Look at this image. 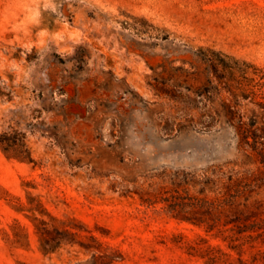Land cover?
<instances>
[{
  "label": "rangeland",
  "instance_id": "obj_1",
  "mask_svg": "<svg viewBox=\"0 0 264 264\" xmlns=\"http://www.w3.org/2000/svg\"><path fill=\"white\" fill-rule=\"evenodd\" d=\"M0 264H264V0H0Z\"/></svg>",
  "mask_w": 264,
  "mask_h": 264
}]
</instances>
